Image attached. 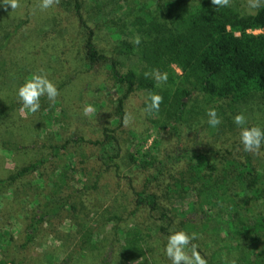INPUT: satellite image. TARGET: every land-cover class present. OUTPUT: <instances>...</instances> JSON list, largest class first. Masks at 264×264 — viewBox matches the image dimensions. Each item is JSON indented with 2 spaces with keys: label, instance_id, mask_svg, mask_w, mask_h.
<instances>
[{
  "label": "rangeland",
  "instance_id": "1",
  "mask_svg": "<svg viewBox=\"0 0 264 264\" xmlns=\"http://www.w3.org/2000/svg\"><path fill=\"white\" fill-rule=\"evenodd\" d=\"M63 1L67 3L70 16L62 10L60 15L54 7L42 11L40 0H19L20 7L15 10L0 0V108L15 106L11 115L0 121V181L7 180L0 188V260L9 264H171L164 248L168 236L175 231L171 228L169 235H164L159 229L161 223L157 225L147 209L135 206V192H154L158 185L148 183L147 176L165 171L166 164L169 167L175 165L177 169L188 162L187 158L176 160L177 156L204 154L220 168L230 155L228 150L235 148L234 152L243 156L240 128L233 123V118L243 113L247 117V126L264 129V96L253 94L240 105L222 102L208 108L202 98L186 100L185 115L188 118L176 130L171 124L165 127L153 124L152 117L143 111L147 94L138 91L125 100L124 111L133 115V121L127 127L120 126L116 102L124 96L125 89L110 76L109 64L94 69L89 64H72L75 52L80 48L77 28L69 30L73 26L71 15L75 2ZM88 1L84 14L86 18L92 16L95 23L111 17L115 9L109 5L90 16L89 5L93 0ZM127 1L147 8L155 3L169 6L171 2H178ZM186 1L198 4L202 0ZM105 2L115 0H102L103 5ZM246 7V0H232L231 8L247 15ZM122 12L118 14H128ZM230 30L240 36L239 28ZM110 32L117 34L114 28H104L102 35H98L101 51L108 52L109 43L114 40ZM45 35V38L52 35V48L46 46ZM62 41L69 43L64 50L58 51L57 44ZM45 53H48L49 61L38 64V56ZM136 64V59L127 61L120 65V72L135 68ZM40 70L57 85L60 96L55 103L41 97V108L34 114L27 110L21 112L17 90ZM86 105L94 106L96 111L85 116ZM213 106L222 119L216 128L207 123L206 113ZM203 108L207 109L206 113H202ZM105 130H116L115 134L123 142V159L108 161L109 166L100 160ZM4 143L18 144L22 149H4ZM51 144L66 146L43 168L11 179L47 156ZM144 152H148L149 157L143 160L140 158ZM131 154L136 155L135 167L128 162ZM253 156L257 169L264 171V146L260 155ZM142 161L150 163L146 169H143ZM116 163L121 166L119 169L114 167ZM58 199H69L77 210L61 211L27 244L32 210ZM245 199L246 196L241 197L239 204L243 206ZM176 204L177 212L183 216L191 213L181 201ZM226 213H231L230 207ZM89 231L93 240L86 246L80 242ZM128 232L142 234L144 240L145 255L134 261H128L130 252L123 245ZM192 243L197 245L208 264H231L241 258V249L237 251L240 242L234 237L201 235ZM188 251L190 254L191 246Z\"/></svg>",
  "mask_w": 264,
  "mask_h": 264
},
{
  "label": "trees",
  "instance_id": "2",
  "mask_svg": "<svg viewBox=\"0 0 264 264\" xmlns=\"http://www.w3.org/2000/svg\"><path fill=\"white\" fill-rule=\"evenodd\" d=\"M74 2L71 15L73 26L69 30L77 28L80 48L75 52L72 64H89L91 69L102 64L110 65V76L125 89L124 96L116 102L120 126L125 115V100L138 91L146 93L147 98L150 93L163 96L159 112L148 115L156 127L171 124L176 130L179 124L187 121L186 100L202 98L208 108L213 103L222 102L240 105L253 94L264 96V33L256 35L250 32L264 29V7L254 14L246 15L231 7L215 10L211 0H202L198 4L178 0L169 6L167 3H155L149 8L128 4L126 0L105 2L104 5L102 0H93L89 5L90 16L109 5L115 8L111 17L95 23L92 16L91 20L84 14L89 1ZM53 7L59 13L62 10L69 15L65 1L60 0ZM119 11L128 14L120 16ZM104 28H114L117 32L109 33L114 40L110 41L108 52L101 51L98 43V35H102ZM230 28H239L240 36ZM137 34L141 37L139 45L130 42ZM53 35L57 36V33ZM45 37L46 46L52 48V35ZM67 43L59 42L56 49L64 50ZM38 58V64H47L49 61L48 53ZM132 59L138 61L135 68L120 72V65ZM154 69L168 74L167 83L161 87H156L151 75L145 76V73H151ZM14 110V105L1 107L0 121L7 119ZM191 111L193 109L189 110V114ZM206 111L203 108L202 113ZM104 133L100 160L109 166L108 161L123 159V142L115 134L116 130H105ZM65 146L51 144L47 156L11 179L16 180L19 176L43 168ZM3 147L11 151L22 149L20 145L10 143H4ZM234 151L235 148L227 151L230 155L226 162L223 161L222 168L209 161L204 154L177 156L176 160L187 158L188 162L177 169L175 165L169 167L166 164L165 171H159L156 176H147L148 183L156 182L158 186L154 192L136 191L135 206L147 209L150 218L157 225L161 223L159 229L164 235H169L173 228L174 231L183 230L190 235L196 233L198 237H234L240 242L237 251L241 249V258L235 264H264V171L257 169L252 154L244 152L240 156ZM135 156L131 154L128 158L133 167L137 164ZM147 157L149 153L144 152L140 159ZM148 164L142 161L143 169ZM114 167L119 169L121 166L116 163ZM4 184H7V180L0 181V188ZM244 196L246 199L242 206L239 199ZM62 199L46 202L32 210L27 244L34 240L45 223L55 220L61 211L77 210L69 199ZM178 201L190 209L188 216L177 212ZM228 207L231 213L227 215ZM90 233L86 232L82 236L81 244H92ZM143 242L142 234L126 233L123 245L130 252L128 261L145 255ZM0 264L9 262L0 260Z\"/></svg>",
  "mask_w": 264,
  "mask_h": 264
},
{
  "label": "clouds",
  "instance_id": "3",
  "mask_svg": "<svg viewBox=\"0 0 264 264\" xmlns=\"http://www.w3.org/2000/svg\"><path fill=\"white\" fill-rule=\"evenodd\" d=\"M4 5H10L13 10L20 7L19 0H3ZM60 0H40V9L47 10L54 5H58ZM215 10L231 7L232 0H211ZM246 10L249 14L254 13L261 7H264V0H246ZM135 45L141 43V37L137 34L131 41ZM151 75L156 81V87H161L167 83V72H160L154 69L151 73H145V76ZM17 96L21 103V112L27 110L31 113H36L41 108V97H47L48 101L55 103L57 97L60 96L57 85L48 78V74L43 70L33 73L30 78L18 88ZM163 96L158 93H150L145 103L144 112L146 114L158 113L160 106L163 103ZM95 107L86 105L83 109L85 116L94 113ZM207 123L210 127L216 128L222 123L221 117L218 115L216 108L208 109L206 113ZM134 117L130 112H126L122 123L125 127L129 126ZM233 123L240 128L239 138L243 150L252 155H260L261 148L264 146V129L259 126H247V117L243 113H238L233 118ZM196 233L191 235L183 230L172 232L167 239L164 252L171 264H208V261L201 256L197 250V245L192 241L197 239ZM189 246H191V253L189 254ZM231 264H235L232 261Z\"/></svg>",
  "mask_w": 264,
  "mask_h": 264
},
{
  "label": "built area",
  "instance_id": "4",
  "mask_svg": "<svg viewBox=\"0 0 264 264\" xmlns=\"http://www.w3.org/2000/svg\"><path fill=\"white\" fill-rule=\"evenodd\" d=\"M253 34H263L264 33V29H260V30H254V31H250Z\"/></svg>",
  "mask_w": 264,
  "mask_h": 264
}]
</instances>
